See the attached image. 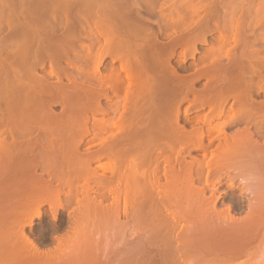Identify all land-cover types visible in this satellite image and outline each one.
Listing matches in <instances>:
<instances>
[{"label":"bare ground","instance_id":"1","mask_svg":"<svg viewBox=\"0 0 264 264\" xmlns=\"http://www.w3.org/2000/svg\"><path fill=\"white\" fill-rule=\"evenodd\" d=\"M104 1L108 0H55L53 3L52 1L49 2L53 4L51 7L48 6L49 10L52 8L51 17L57 18L59 16L61 18L58 17L59 23L63 21L67 34H69V29L71 28L68 26L66 17L72 3L80 4L84 8L83 10L87 8L90 9V12L84 15L83 24L80 26L78 24L81 29L77 28L80 29L77 39H70L64 44H60L62 43L61 40L58 45H64L63 48L61 47L62 49L56 48L58 49L56 50L53 47L55 49L53 53L51 51L48 52L50 54L46 53L49 71L47 69V73H44L43 77H40L35 72L36 68L41 64L38 65V62L30 64L28 62V58L32 56L30 55V50L33 48L32 52L34 49L36 51L38 49H36V46H39L36 44L37 34L34 30H31L32 38L30 39H26L27 37L23 36L26 33V30H23L24 34L21 35L23 38L20 37L21 40L18 39V44H14L16 49H10L6 53L12 58L13 61L11 63H6L5 59L0 56V96L5 98V102L7 101L6 104L8 105V117L6 116L5 118L9 120L17 118L15 119L16 121L18 116L15 117V115L20 114L22 120L26 121L25 123L21 121V124L24 123L23 125L18 122L20 120L16 121L18 122V128L19 125L20 127L22 126L21 129L23 131L19 130V132H22L21 135L27 138L26 140L24 138L25 141L22 140L23 146L26 148L28 145L30 146L29 142L31 141L28 138L31 137L29 136L36 134L37 130H40L39 133L44 137H48L47 141L43 140L49 143L46 144L49 145L47 147L43 145L48 150L43 149L44 152L41 151L43 152L41 156L38 154L40 156H38L39 159L34 156L35 159L39 160L35 163L34 157L31 158L28 155L27 151L30 149L20 154V149L18 148H20L21 141L18 140V136H22L19 135V132L15 134V131L12 132L11 128L8 127V130L6 127L10 131V137L7 138L5 136H8V134H4L6 128L4 133L2 130L0 131L3 136L5 135L0 138V172H3V177L0 174V179L3 178L5 180L10 176H7L6 173L4 174L6 168L7 171L9 169L17 170L15 175L14 173L11 174L14 179L11 176L9 189L0 190V264H100L101 258L97 247L99 248L98 242H101V239H98L96 235L100 226L105 228L106 226L114 225L124 228L126 222H120V216H124L127 220L128 217L132 219H135L133 218L135 216L140 218L139 215L144 207L146 208L149 202H153L155 221L153 218L152 220L155 222L154 227L156 226L155 228L158 230L163 227L165 231L166 225H172L176 216H179V213L172 215L175 212L172 207L176 200L184 199L196 202L199 207H206L204 212L211 213L215 210L214 206L218 199L215 196L213 187L215 183L220 182L223 176L230 178V173H234L236 170L247 171L250 166L264 176V135H262L261 141H258L254 137L255 134L248 127L226 135L223 127L225 124L213 123V119L224 116L226 120H229H225L226 122L236 121L237 119L245 120L246 122H256L255 127L258 125L257 129H259V126L264 125V100L256 103L252 99L253 88L257 87L258 91L264 90L263 84L261 83L262 85H260V82L256 83L255 81L256 84L251 85L246 76V72L252 74V72L257 71L256 68L258 66L263 67L264 58L258 59L256 57L257 53L254 54V50H252L253 53L248 51L253 46H250V40L248 41L245 36V38L241 36L242 31L239 27L241 23H237V15L229 12L228 14L230 15L228 17L221 16L224 17V21L221 20L223 22H218L219 15L215 13L216 10L213 11L212 0L211 2L209 1L208 5H205L206 8L203 6L205 8V13L202 17L204 22L202 19L200 20H202L204 26H200L199 36L204 37L207 33L212 34V31L214 33L219 31L220 34L217 42L214 41L216 44L210 46L207 52L203 54V60L210 63L209 61L214 58H227L230 63L228 67H223L221 65L222 62L216 64L215 61H211L212 63L211 65L209 64V67L206 69L203 67L204 70L200 74L205 75L207 84L204 89L197 91L193 86L196 77L185 78L176 73L170 64V57L174 55L173 48L168 51L169 48L166 45L168 43H159L156 34H152V30L149 31L150 28L147 31L143 26L132 25L130 22L129 24L127 23L128 27H125L127 26V20H124L127 18L124 15L126 11L124 14L120 11L121 14H118L119 16H125L124 19L120 17L124 20V26L121 27H125V29L121 28L122 30H117L114 26L111 27L112 24L111 26L108 25V22L110 23L111 21L107 22L105 18L104 20L99 19L96 11L92 12L91 9L100 8V4H103ZM123 1L125 6H120L119 8L122 7L124 10L127 4L129 5L127 7L130 8H128L127 12L133 13L132 11L137 7V0ZM119 3H116V6H111L112 12H114L112 9L118 8ZM104 4L102 7L105 10L109 6V2ZM221 4L225 5L224 3ZM198 11L199 7L195 6L189 8L187 14L180 12L186 17H178L177 21L172 17L173 20L168 18L167 15L169 20L166 24L174 21L177 26L183 22L190 23L192 17L197 16L199 18ZM261 11L263 13L255 11L254 18L258 17L261 19L264 16V10L261 9ZM116 12L114 14L118 13ZM252 13L254 14V12ZM118 15L117 17H119ZM132 15L128 14L130 17ZM135 16H138L136 10L134 11ZM251 16L253 17V15ZM130 17L127 19H130ZM132 17L129 21L133 20V24H135L136 21ZM162 17L166 18V16ZM182 17L184 16L182 15ZM111 18L113 17L111 16ZM123 20L120 21L123 22ZM136 20L139 19L136 17ZM12 22L15 23L14 18ZM141 25H143L142 22ZM171 25L174 26V23H171ZM167 26L169 28L173 27L170 24ZM146 27L148 26L146 25ZM126 30L130 32L125 36L123 33ZM132 31H135V34H132ZM28 34H30L29 30ZM31 35L29 36L31 37ZM196 35L198 34L194 36ZM84 36H86V44L81 43ZM185 38H191V36ZM66 39L68 38L66 37L64 40ZM184 39L181 36L180 40L175 39V41H172L173 43H169H172L171 46H176L179 42L184 41L182 43L184 45H182L184 47L183 53H181L182 57L179 56L182 61L186 57L194 55L197 42L196 40L195 42L191 39ZM195 39L197 38L195 37ZM201 42H204V40ZM231 42L234 43L232 48L230 47ZM69 43L75 48V53L80 55L78 58L81 63L88 61V64H85L87 69L81 73L83 82L75 83V81L71 80L72 84L64 86L60 82V77L62 76L56 75H60L59 73L66 71L68 67L64 66L61 71L62 65H59L60 68H58L55 63L60 58L62 59V56H64L63 59L68 57V49L71 50L73 48ZM171 46L169 45V47ZM249 46L250 49L247 50ZM4 48H9V45L4 46ZM105 57L111 58L112 62H118L119 66L107 68L106 74L102 76L99 75V68ZM252 59L258 63V66L254 65L255 62H252ZM65 61V63H69L67 58ZM68 66L70 68L72 65L69 64ZM14 68L22 69L21 74L17 73ZM73 69L76 70V68ZM79 69L82 68H78L77 72ZM69 71L64 72V74H69ZM80 72L77 74L80 75ZM195 74L197 73L195 72ZM200 74L199 76L197 74V79ZM53 76L55 78L59 77L60 81L56 80V83L49 82L51 81L49 79ZM66 76L69 81L72 79H69L70 75H65L64 77ZM52 80H54V77ZM69 81L68 83L71 82ZM100 87L106 88L107 92L110 91L109 93H112L114 99L104 94L103 89ZM8 88L9 90H7ZM2 98L0 100H3ZM103 99L108 101L107 104L102 101L106 104L105 109L101 106V100ZM229 99H233L234 104H236L234 110L226 107ZM186 102H188L187 107L184 106ZM54 103H59L63 107L62 115L53 114L50 108ZM16 105H21L22 108L18 110ZM205 108L208 109V113L203 116V120L201 121L200 116L196 117L197 121H201L200 126L196 127L194 125L190 128L191 124H188L183 118L190 129H185V125L182 126L180 124L181 116L187 115L190 109L199 112V110ZM100 110L104 112L98 113ZM97 113L101 115V118H98ZM21 118L19 117V119ZM1 121L0 123L6 122V120ZM193 121L197 122L195 118ZM16 122L8 124L17 125ZM195 123L193 122V124ZM4 124L6 125V123ZM11 125L9 126L13 128V125ZM0 128L3 129L4 127ZM16 135L20 143L16 140ZM61 136H63V139L66 137L67 143L64 148L56 149V152L51 150L54 147H50L51 143L59 142V139L54 141L53 137L61 138ZM67 138L69 141H67ZM44 141L42 144L45 143ZM33 142L31 144H35ZM56 145L58 147V144ZM81 145L89 149L99 145V148L94 151L86 150L88 155L84 158L85 154H83V159L76 156L78 152L76 147ZM23 149H21V152ZM73 149L74 151L75 149L77 150L76 154L74 153L75 155L73 154ZM191 151L200 152L202 158L200 155V159H197V157L196 159L189 158L188 154H191ZM33 154L35 155V153ZM103 159H106L107 162L102 163ZM2 169L4 170L1 171ZM38 169L42 171L41 174L36 173ZM4 175L7 177L5 178ZM22 178L30 180H22ZM207 191H210V196H206ZM247 198L249 206L246 211V229L264 218V183L258 187L253 197ZM177 204L182 206L184 210V203L181 205L180 203ZM197 205L195 206L197 207ZM66 208L68 209L69 220H71L68 232L65 231V234H67L57 237L56 244L53 243L55 245L53 248L40 250L35 242L26 235L24 228L30 227L35 219L39 220L45 211L55 217L59 209L65 210ZM178 208L180 209L181 207L177 206V210H179ZM193 208L190 211L192 215L197 210L193 211L195 209ZM167 209L169 210L168 214H171L170 210H173L171 217L167 216ZM164 211H166V214ZM146 217L144 221L142 220L143 222L140 221L141 224H147ZM193 217L196 218V216ZM200 217L197 215V218L201 219ZM229 220L234 223L239 222L238 220ZM153 221L151 222L153 223ZM151 222L149 224H152ZM195 223L193 222V227L197 225L196 221ZM200 225L206 231V227L203 226L201 220ZM206 226L208 227V225ZM195 227L194 229L197 230L198 228ZM157 229L156 233H160ZM185 229L184 234L194 230L190 226ZM202 231L199 233L201 234ZM163 232L160 234L164 235ZM207 243V246L204 247L206 257L201 260L200 264H213L214 259L211 255H223L221 251H216V247L211 240ZM252 258L249 257V260Z\"/></svg>","mask_w":264,"mask_h":264},{"label":"rangeland","instance_id":"2","mask_svg":"<svg viewBox=\"0 0 264 264\" xmlns=\"http://www.w3.org/2000/svg\"><path fill=\"white\" fill-rule=\"evenodd\" d=\"M38 1L39 0H26V2H25V0H0V52H1L0 56H2L3 59H5L6 63H11L13 60L9 55H6V53L9 52L10 49L11 50L16 49L14 44L19 42L18 39L21 40L20 37H21V35L24 34L23 30L24 31L26 30L27 34H28V30H29L30 34L27 35L25 33V35H23V36L27 37L26 39L32 38L31 30L32 31L34 30L35 33L37 34V40H36L37 43L36 44L39 46H36V49L38 48L36 50L37 52L34 51L35 49L32 52L33 48L30 50V55H32V56H30L28 58V62L30 64H32L33 62H38V65L41 64V65H39V67L36 68L35 72L40 77H43L44 73L46 74L47 73L46 70L48 69V67H47L48 63L46 62L48 59H47L46 53L50 54V53H48L50 51L53 53L56 48L62 49L64 45L60 46V44H64L66 41L68 42L70 39L71 40L75 39V38L77 39L78 32L81 29V27H78V24H79V26L83 24L82 22H83L84 15L87 14L88 12H90V9L85 8V10H86L85 11V10H83L84 8L82 6H80V4H77V3L71 4V7L69 8V11H68L69 13L66 17V20L68 22V26L71 29H69L70 32H69V34H67L66 30L64 28L65 25H63L64 23H62L63 21H61V23H59L60 17L56 15L57 18H53L50 15L52 8H51V10H49L50 9L49 7L53 6V4H51L49 2L52 1V3H53V1L55 2V0H51V1L48 0V2H47V0H45V1L42 0L44 3L41 0L39 2ZM111 1H113V2H111ZM119 1L120 0L104 1L103 4L105 2L106 3L109 2L110 8L108 6L104 10V7H102L103 4H100L101 9L99 7H98V9L92 8L91 11L92 12L96 11V13L99 16L98 17L99 19L104 20V18H105V20L107 22L111 21L112 23L108 22V25L111 26V24H112L111 27L114 26L117 30L125 29V27H128L129 22L132 25H139L140 27L143 26L144 28L147 29V31L150 28L149 31L152 30L151 31V32H153L152 34H154V33L156 34V37H157V40H159L158 41L159 43H162V44L168 43V44H166V45H168V48H169L168 51H170V48H173L174 55L172 57H170V64L175 69L176 73L179 76H183L185 78L186 77L190 78L191 76L196 77L195 82L193 84L195 90L200 91L201 89L205 88L207 81L205 79V75H203V74L201 75L200 73H202V70H204V68L206 69L207 67H209L212 62L215 61L216 64L217 63L220 64L222 62L221 65H223V67H228L230 62L227 58H224V59L223 58H221V59L220 58H218V59L214 58L213 60H211L212 62L209 61L210 63H207L208 61L205 62L203 60V56H204L203 54H205L207 52V49H209L210 46H213L214 44H216L217 40L219 39L218 37H220L219 31H215V33H214V31H212V34L207 33L204 37H202L201 35L199 36V31L201 30V27L204 26L203 25L204 19H202V17L205 13L204 12L205 11L204 9L206 8L205 5L206 4L208 5V3L211 2V0H207L208 2L206 0H195V1L194 0H186L185 2H184V0H174V1L173 0H166L169 3H167L165 0H137V7L135 10L137 11L138 16H135V17H134V11L135 10L132 11L133 13H130V11L127 12L128 8H129V7H127L129 5H127V4L125 7L127 9L124 8V10H123L122 7L125 6L124 1L121 0L120 3H119ZM190 1H193V2H191L192 4L190 3ZM253 1L252 0H221V1L220 0H212V2H213L212 5H214V7L212 6V8H214L213 11L216 10L215 13H218V15H219L218 22H220L221 20L224 21V17L226 18L230 14H236L237 15V17H236V18H238L237 23L238 24L241 23L239 25V27L242 31L241 36L243 38L246 37V40H248V41L250 40V42H249L250 46H253V47H251L252 49H250V46H249L247 48V50L250 49L248 51L251 53H253L252 50H254L255 51L254 54L257 53L256 57L258 59H262V58H264V37H263L264 36V19H263L264 16L261 17L262 20L258 17H256V18H254V17H255V11L262 12L261 9L264 10V0L263 1L262 0H253ZM125 2H128V0H125ZM116 3H119L118 8L115 7L116 8L115 9L114 7H112V8H114L112 10L114 12L117 11L118 13L116 12L117 14H114V12L111 11V6H113V5L116 6L117 5ZM221 3H224L225 5L223 6V4H221ZM230 3H232V4H230ZM148 5H149V7H147ZM104 6H105V4H104ZM120 6H122L121 7L122 9L119 8ZM195 6L199 7V11H198L199 18H197V16L192 17L193 19L192 18H191L192 20L190 19V23L188 22L191 25L183 22L185 25H187V24L188 25L183 26V23L182 24L176 23V24H178V26H177V25H175V21H174V22H171L172 24L174 23V26L171 25V23H169V24L171 27L173 26L172 28H175V29L169 28V26H167V25H169V24H166L169 20L168 18H170V19L173 18L175 20L178 17L185 18L186 16L184 14H187V12H189V8H193ZM108 9H110V10H108ZM235 9H236V11H238L240 13V15L238 12L235 11ZM138 10H139V12H138ZM230 10L232 12L233 11L234 12L232 13ZM83 11H84V13H83ZM97 11H100V12H97ZM110 11H111V13H110ZM120 11H122V14H124V12L126 11L124 15L127 18L130 17V16H128V14H130V15L133 14L132 15L133 17L132 16L131 17L136 21L135 24H133L134 23L133 20L129 21L131 19V17H130V19H127V18L124 19V17H125L124 15L119 16L118 14H121ZM174 12L176 13L175 15H174ZM180 12H182L184 14H181ZM229 12H230V14H228ZM252 12H254V14ZM9 13H10V15H9ZM126 13H127V15H126ZM97 14H96V16H97ZM111 14H113L116 17H114ZM110 15L113 18H111ZM117 15L119 17H117ZM167 15H168V18H167ZM176 15H177V17H176ZM182 15L184 17H182ZM251 15H253V17ZM162 16H166V18L162 17ZM221 16H224V17H221ZM120 17H123V19L125 21L127 20V22H126V24L128 23L127 26H125L123 28L121 27V26H124L123 25L124 20ZM136 17L139 20H136ZM13 18L15 20V23L12 22ZM116 18H118V19H116ZM119 18H120V20H123V22L120 21ZM163 18H164V20H163ZM194 19H195V21H194ZM198 19H199V21H198ZM200 19H202L203 22ZM257 19L260 21H258ZM80 20H81V22H80ZM139 21H140V23H138ZM223 21H221V22H223ZM16 22H18V23H16ZM121 22H122V24H121ZM141 22L143 25H141ZM210 24H211V22H210ZM248 24H249V26H248ZM146 25L148 27H146ZM77 28H80V29H77ZM153 30H155V31H153ZM129 32L130 31L126 30L123 34L126 36V34L128 35ZM191 33H192V35H191ZM132 34H135V31H132ZM195 34H198V35L194 36ZM29 35H31V37ZM23 36L21 38H23ZM181 36L183 39L185 37L191 36V38H187V39H191L192 41H195V40L197 41V42L195 41L196 42V51H195L194 55L191 57L190 56L186 57V59L184 61H182V58H180V57H182L181 53H183L182 51H183L184 45L182 43H184V41L179 42L178 44H176V46L173 45L174 47L171 46V44L173 43L172 41H175V39L180 40ZM64 37L65 38L67 37L68 39L64 40L65 39ZM85 37L86 36H84V38ZM195 37L197 39H195ZM201 38L204 40V42H201V41H203ZM254 38L257 40H255ZM83 39L81 40L82 41L81 43L86 44L87 43L86 38H85V40H83ZM187 39L185 38L184 40H187ZM61 40H62V43H60ZM214 41H216V42H214ZM50 42L53 44H51ZM170 42H172V43L169 44ZM251 42L253 43L252 45H251ZM58 43H60V44L58 45ZM11 44H13L12 47H10ZM179 44H181V45H179ZM230 44H231L230 47L232 48L234 46V43L231 42ZM6 45L7 46L9 45V48L5 49L4 46H6ZM69 45H71L73 47L72 44L69 43ZM169 45L171 47H169ZM40 46H42V47H40ZM71 46H70V48H72ZM230 47H229V49H230ZM40 50L43 52H41ZM56 50H58V49H56ZM74 50H75L74 47L71 50L68 49L69 55H67L68 57H66V58L68 59L69 63H65L66 58L63 59L64 56H62V59L60 58V60L58 61L59 63L58 62L57 63L54 62V63L58 65L57 66L58 68H60L59 65L60 66L62 65L61 66L62 68L60 69L61 71L63 70L64 66L69 68V66H68L69 64L72 65V66H70L69 69L76 68V70L71 69L69 71V69L65 67L66 71H62L61 73H59L60 75H56V76H62V77H60L61 81L59 80V77L55 78V76H53L55 81L52 80L53 77H51L49 79L51 81H49V82L56 83V80H59L62 83V85L69 86L70 84L73 83L72 81H75V83L76 82L81 83L84 81V80H82L81 73H82V71L84 72V70L87 69V65H85V64H88L87 63L88 61L87 62L85 61L86 63L85 62L81 63V61L78 58V57H80V55L76 54ZM34 52H36V53H34ZM34 54H36V55H34ZM79 54H81V53H79ZM178 57H179V59H178ZM74 60H76V61H74ZM111 60L112 59L111 58L109 59V57H107V58L105 57L102 60V64L99 68V75L104 76L108 70L107 68H109V67H112V66L117 67V65L119 66L118 62H116V61L112 62ZM252 60H253L252 62H255L254 59H252ZM224 63H225V65H224ZM257 64H258L257 62L254 63V65H257ZM260 67L261 66H258L256 68L257 71L254 73L252 72V74L248 72L249 73V75H248V73L246 72L247 79L251 85H255L258 82H260V85H262V84L264 85V66L261 67V70H260ZM78 68H82V69H79L77 72ZM200 68H202V69L200 70ZM14 70L17 71V73L21 74L22 69L14 68ZM48 71H49V69H48ZM68 71H69V74L68 73L64 74V72H68ZM79 71H81L80 75L77 74V73H79ZM195 72L198 74V76L200 74V77H198V79H197V74H195ZM189 74H191V75H189ZM65 75H68V76L70 75L69 79L72 78V79H70V81L71 80L72 81L70 82L67 79L68 78L67 76L64 77ZM250 76H252L253 78ZM68 81L70 83H68ZM251 81H253V82H251ZM255 81H256V83H255ZM60 82H59V84L61 85ZM57 83H58V81H57ZM263 85H262V87H264ZM96 87H98V86H96ZM100 88H102V87H100ZM102 89H103L104 94H106L110 98L111 97L113 98L112 93H109L110 91L107 92L108 90L106 88H102ZM7 90H9V88ZM104 90H106V91H104ZM257 91H258L257 87L255 89L253 88L252 99H253V101H256V103L262 102L264 100V92H261V91H264V90L263 89L259 90L260 92L259 91L257 92ZM189 97L192 99L191 96H189ZM189 97H188V99H189ZM2 99L3 100H0V118H1L0 121L2 120L1 122H3L4 120H6V122L4 121L3 123H0V127H2V126L4 127L3 129L0 128V131L2 130V132L4 133L6 130V132L4 134L5 135L8 134V136H5V135L4 136L9 138L10 137L9 136L10 131H8L9 128H11L13 130L12 132L15 131L16 132L15 134H17L19 132V130H22L21 129L22 126L20 127V125H19V128H18V122L21 124V121L24 122V119L22 120L20 114L15 115V117L18 116V120H20V121L16 120L18 122L15 121V119H17V118H15V119L13 118L14 121H12L13 119L9 120L8 118H5L6 116L8 117V112H7L8 111L7 110L8 105L6 104L7 101L5 102V98H2ZM102 101L106 104L108 103V101H106L105 99L101 100V106H102V108L104 107L103 109H105L106 104H104ZM8 102L10 103L9 100H8ZM234 103L235 102L233 99H229V100H227L226 107L228 109L232 108V110H234V108H236V106H235L236 104H234ZM184 106L187 107L188 102H186L184 104ZM61 107L62 106H60L59 103H54V104H52L50 109L53 112V114H56V115L59 114V116H60L63 114V110H62L63 107L62 108ZM21 108H22L21 105H16V109L19 110ZM191 110L192 109H190V111L188 112L187 115H184V116L182 115L183 117L181 116V118H180V122H181L180 124H182V126L185 125L184 126L185 129L186 128L190 129L194 125L196 127L200 126V124H201L200 122L203 120V116L206 113H208L207 108H205L203 110H199V112H196L194 110L191 111ZM102 111L103 110H100V111H98V113H102ZM1 115H3V117H1ZM97 116H98V118H101L100 114H98ZM197 116H200L201 121L200 120L197 121V118H196ZM19 117L21 119H19ZM182 118L184 120H186V122L188 124L189 123L191 124L190 128H188L189 125ZM194 118L199 123H197V122L195 123V121H193L195 123V124H193L192 120H194ZM188 120H191V121H188ZM225 120L226 119L224 118V116H222V117L213 119V123H215V124L221 123V125L225 124L223 127H224V133L226 135L233 134L234 132L241 130L243 128H246V127L250 128V130L255 134V136H254L255 139H258V141H261L262 135H264V125L259 126V129H257L258 125L255 127L256 122L255 123H253L251 121L246 122L245 120H238V119L236 121L226 122L229 120H226V121ZM15 122L17 123V125L12 124L13 128L9 126L11 124H8V123H15ZM4 123H6V125ZM23 124H21V125H23ZM6 127L7 128L9 127L8 130ZM255 130L257 131V133H260V134H258L259 136L257 135V133H255L256 132ZM39 131L37 130L38 134H37V132L34 135H32L33 133L31 134L32 136H34L33 138H32V136H29V137H31V138H28V139H30L29 141L33 142L35 140L36 142L35 141L33 142L35 144H31V142H29L31 147L28 145L27 148L25 146H23V141H25L27 138L23 137L24 135L23 136L21 135L22 132H19V135L22 136L23 138L18 136V140L21 141V143L17 140V135L15 136L16 140L22 145V146L20 145V148H18V149H20V154L24 153L23 151L30 149L27 151L28 155L31 158L35 156L37 159H39L38 156L39 155L41 156V153L44 152L43 149H45L44 148L45 146H43V145L49 144L48 142H45L48 140V137H44L42 134L39 133ZM0 134H1V132H0ZM4 136H3V134H1L0 138H3ZM15 137H13V138H15ZM62 137L63 136H61V138L60 137H53L54 141H58V139H59V142L58 143L54 142V144L51 143L50 147L52 148L54 146L51 150L56 152L57 151L56 149L59 150V149H62L61 147L64 148V146L66 145L67 142H66V137L64 139ZM24 138H25V140H24ZM60 139H61V141H60ZM51 140H52V138H51ZM43 141L45 142L44 144H42ZM62 141H64V142H62ZM67 141H69L68 138H67ZM56 144H58V147ZM47 146H49V145H46V147ZM82 147L85 148L84 145L76 147L78 152L76 149H75V151L73 149V154L74 153L76 154V152H77L78 155L76 154V156H79L80 158H83V156H84L83 154H85V156H84V158H85L88 155V153H86V150L87 151H92V150L94 151L97 148H99V145L93 146L90 149L85 148V150ZM22 148H24L25 150L23 149L21 152ZM79 148L82 150H80ZM45 150L47 151L48 148H46ZM41 151H43V152H41ZM80 151H82V152L85 151V152L82 153ZM18 152H19V150H18ZM16 153H17V151H16ZM33 153H35V155ZM199 155L202 158V155L200 154V152L191 151V154L189 153L188 157L193 158V159H196V157H197V159H200ZM35 157H34V159H35ZM188 157H187V159H189ZM37 159H35V161H36L35 163H37V161H39ZM103 162H107V160L103 159L102 163ZM93 165H95V164H93ZM3 170L4 169H2L1 171H3ZM5 170H4V174L6 173L7 176L10 175L9 176L10 178L7 177L6 175H4L5 178L6 177L8 178V179L6 178L4 180L2 178L3 172H0V174H2L1 175L2 179H0V190L9 189L8 187L11 184V180H10L11 176L13 178V175H11V174L14 173V175H15V171L17 172L16 169H15V171H13V169L12 170L9 169L7 171V168ZM39 170L40 169H38L36 173L41 174L42 171L40 170V172H38ZM233 174L234 173H230V178H226L225 176H223V178L220 180L219 183H217V184L215 183L213 188L215 189V192H214L215 196L218 199L216 200V203L214 206L215 210L212 211L213 213L212 212L207 213V211L204 212V210H206L205 209L206 207H204V206L199 207L197 205L198 203H196V202H192V201L190 202V201H188V200L186 201L184 199L176 200L175 203L173 202L174 203L173 207L171 206L172 209L173 208L175 209V210L173 209L175 212H173L174 214H172L173 210H170V212L172 215H175V213L177 215V213H179L178 214L179 216H176L175 222L172 224L173 226L172 225H169V226L166 225L167 227H166L165 231L163 230L164 229L163 227H161L162 229L158 230L157 228H155L156 226L154 227V225H155L154 224L155 218H154V213H153L154 207H152V206H154V204H153V202L152 203L149 202V204L146 206V208L144 207V209H143L144 213H143V211H141L142 213H140V215H139L140 218H137L136 216L133 217L135 219L128 217V220H127L124 216L119 217L120 222H126V226L124 228L116 227L114 225L106 226L105 228H104V226H102V228L100 226L99 227L100 229L98 228L97 229L98 231L96 233L98 239H101V242L100 241L98 242L99 248L97 247V250H98V252L100 254V258H101L100 264H200L201 260L206 257L204 247L207 246V244H208L207 242L209 240H211L214 243L217 252L221 251L223 253V255H211V257L214 259L213 264H264V218L260 219L262 221H257L258 223H254L252 226H250L249 228L246 229V211L248 210V206H249L248 202L249 201H248V198L243 195L242 191H239V189L237 187H233L232 184L230 185V183H232V180L234 178ZM26 179L30 180L28 178H26ZM26 179L22 178V180H26ZM208 195L210 196V191H207L206 196H208ZM185 202H186L188 207L186 206ZM177 203H180V205L184 203L183 208L185 211L182 209V206H179ZM191 204H193V205H191ZM195 205H197V207ZM177 206L181 207L180 208L181 210L179 208H178L179 210H177ZM184 206H186V207H184ZM190 206H191V208H193V206H195L194 207L195 209L193 208L194 210L193 209L192 210L195 211L197 209L195 211V214L199 215V217L201 216V212H202L203 218H202V216L200 217L201 219L197 218V215H195L193 211H192L193 212V215H192L190 212L191 211ZM188 208H190V209H188ZM66 209L65 210L59 209L57 211L55 217H52V215H50L49 213H47V211L44 210L45 212H43V214H42L41 218H39V220L35 219L33 224L30 227L27 226L24 228L26 235L28 237H30L35 242V244L40 248V250H44V248H46V249L53 248L55 246L53 243L56 244L57 237H59V236L61 237V235L65 236L67 234V233L65 234V231L68 232V226L70 225L71 220H69L70 218L68 217V214H67L68 209L67 210ZM150 209H152V210H150ZM169 209H171V208H169ZM199 209H201V210H199ZM178 211H180L181 213ZM164 212L166 214V211H164ZM168 212H169V210L167 211V216L171 217L172 215L170 213L168 214ZM187 212H188V214H187ZM203 212L206 214H204ZM216 212L220 213V214H217ZM146 213H147V217H146ZM227 214L229 215V217ZM48 215H49V217H48ZM180 215H182V216L185 215V216H183V218H182V216L180 217ZM142 216L146 217L145 220H147V224H143V223L141 224V222H143L144 218H145V217L143 218ZM193 216H196V218ZM177 217H179V218H177ZM152 218L154 221L152 220ZM180 218H181V220H180ZM229 219L238 220L239 222L234 223V222H231ZM150 220L153 221V223ZM200 220L202 221L203 226L206 227L205 228L206 231H204V229H202V225H200ZM177 221H178V223H177ZM179 221H183V222H179ZM195 221L197 222V225H195L198 228L197 230L194 229L195 226L193 227V225H194L193 222L195 223ZM149 222H151L152 224H149ZM185 222H186V224H185ZM259 222H261V223L259 224ZM156 225H157V223H156ZM198 225H200L201 227ZM206 225H208V227ZM159 226H161V225H159ZM187 226H190V228L194 229V230H191V232L184 234L183 232L186 231L185 228ZM150 227L153 229H151ZM156 229L158 231H160V233H162L164 231L163 232L164 235H161L160 233H156ZM199 229H201V230H199ZM200 231L203 232V234L201 232L202 235L199 233ZM198 233H199V235H198ZM249 257H253V258L251 260H249Z\"/></svg>","mask_w":264,"mask_h":264},{"label":"clouds","instance_id":"3","mask_svg":"<svg viewBox=\"0 0 264 264\" xmlns=\"http://www.w3.org/2000/svg\"><path fill=\"white\" fill-rule=\"evenodd\" d=\"M232 186L237 187L246 197H253L258 187L264 183V176L250 166L247 171L236 170L233 174Z\"/></svg>","mask_w":264,"mask_h":264}]
</instances>
